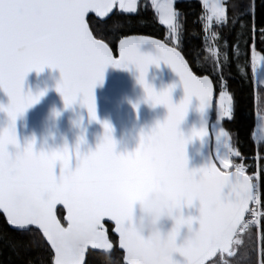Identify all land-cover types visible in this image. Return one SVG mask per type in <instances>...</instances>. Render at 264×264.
<instances>
[{
	"label": "snow or ice",
	"instance_id": "6c2138e0",
	"mask_svg": "<svg viewBox=\"0 0 264 264\" xmlns=\"http://www.w3.org/2000/svg\"><path fill=\"white\" fill-rule=\"evenodd\" d=\"M117 5L123 13L136 16L115 20L113 30L129 22H143L137 0H0V90L9 98L7 106L0 105V112L7 117V125L0 128V214L5 218L0 240L21 256L39 246L40 233L53 253L49 264H83L89 245L93 249L112 248L107 220L114 223L119 247L126 252V264H177L173 260L176 253L185 264H230L225 257L234 256V246L239 248L246 240L251 242L250 255L256 257L249 264H264V155L256 157L251 173H246L250 165L234 161L244 157L220 125L225 118H235L234 96L220 83L217 129L212 128L210 135L209 127H201L186 138L180 125L192 99L198 100L201 114L213 108L214 79L195 74L178 50L185 30L183 11L176 0H151L154 16L166 29V40L124 36L119 39V58L115 59L111 42L94 35L96 21L90 20L89 13L103 18ZM257 7L256 0L230 5L225 0L203 3L206 11L200 19L210 55L204 57L206 64L201 67L215 73L218 83L224 80L219 70L230 68L236 61L230 60L226 47L221 54L217 29L233 35V56L242 52L250 37L253 46L256 38L264 44V15L257 25ZM222 39L224 45L229 44L226 37ZM142 45H152L157 54L141 53ZM161 62L180 77L185 96L179 104L173 103L172 88L157 91L146 79L149 67H159ZM109 66L134 67L145 102L167 108L163 122L141 133L135 151L117 153L112 127L106 122L96 150L87 154L80 151L83 136L75 150L65 145L38 152L35 141L21 146L17 119L45 95L24 91L29 73H41L45 68L59 70L56 91L65 108L79 104L91 121L99 122L94 89L103 83ZM240 72L243 74L244 69ZM251 73L256 83L264 85V59L257 61L253 55ZM235 103H241L238 94ZM213 136L214 150L207 165L190 170L186 145L190 140L207 138L213 146ZM150 188H166L178 208H191L196 201L200 205L198 218H177L164 252L129 225L133 206ZM58 205L63 206L66 223L58 218ZM194 220L199 224L195 230ZM184 226L193 229V236L177 245L176 232ZM27 264L46 262L37 257L29 258Z\"/></svg>",
	"mask_w": 264,
	"mask_h": 264
},
{
	"label": "water",
	"instance_id": "95a60500",
	"mask_svg": "<svg viewBox=\"0 0 264 264\" xmlns=\"http://www.w3.org/2000/svg\"><path fill=\"white\" fill-rule=\"evenodd\" d=\"M116 11L117 7L106 17H97L95 13H89V17L94 16L100 21H107ZM148 37L158 39L151 36ZM140 51L153 56L157 54L156 49L152 45H142ZM113 56L115 59L119 58V43L118 55L115 56L113 52ZM185 61L188 63L186 58ZM189 67L191 68L190 64ZM138 77L139 73L132 66H129L128 69L109 66L106 69L103 83H98L94 89L99 120L97 122L91 121L88 118L87 110L81 108L79 104L74 105L72 108H65L63 98L56 91L57 82L60 80L59 70L45 68L41 73L35 71L29 73L24 82V91L26 93L31 92L33 95H39L40 92H44L45 95L40 98L37 104L29 108L23 116L17 119V135L21 146L23 147L27 143L35 141V149L38 152L41 150L62 149L65 145L69 149L75 150L79 138L83 136L85 142L80 145V151L82 154H87L96 150L97 145L103 138V124L106 122L112 127V136L116 141L117 153L135 151L139 145L141 133L150 132L158 122H163L168 114L165 107H153L145 102V93L142 86L138 83ZM146 79L157 91L172 88L174 103L179 104L184 99L185 91L180 77L170 66L163 62L160 63L159 67L156 65L150 66ZM216 101L217 91L215 83L213 108L209 113L201 114L198 110V100L192 99L185 120L180 125V131L186 138L191 135L193 130H199L201 127H209V134L212 135L211 125ZM8 103L9 98L3 90H0V105L7 106ZM57 112L60 113L58 117L55 115ZM6 125V114L0 112V128ZM212 153L213 146L207 138L190 140L186 145L189 169H199L206 166ZM62 207V205L57 206V214ZM199 208L198 201L194 202L191 208L185 207L183 210L185 218L189 216L198 218L200 215ZM107 224L113 226V234L118 238V249L124 253L125 257V250L119 247V235L114 231V223L106 220V228ZM172 227L173 223L169 221L165 230H170ZM192 227L194 230L198 229L199 224L196 220H194ZM186 232L187 228L185 227L182 229V233ZM107 235L112 248L93 249L89 245L84 253L83 264L87 263V257L91 251L101 254L111 252L114 244L110 240L108 228ZM173 260L177 264H185L184 258L178 253L173 255ZM124 264H126L125 259Z\"/></svg>",
	"mask_w": 264,
	"mask_h": 264
},
{
	"label": "trees",
	"instance_id": "16d2710c",
	"mask_svg": "<svg viewBox=\"0 0 264 264\" xmlns=\"http://www.w3.org/2000/svg\"><path fill=\"white\" fill-rule=\"evenodd\" d=\"M234 2L247 3L248 0H227V4ZM257 4V25L261 16L264 15V4L262 0H256ZM176 6L184 13V36L183 43L178 48L179 51L185 56L192 70L197 75H210L214 79V83L217 91V99L220 91V83H223L224 88L234 96V120H224L223 127L232 136L233 145L236 150L240 151L243 160L237 158V161L249 162L256 155H264V141L255 140V98L259 90H255L254 80L251 73L250 55L251 48L253 46V40L250 37L247 43L242 45V52L233 56V35L227 34L223 29H217V40L219 41L221 54L225 47L229 53L230 60L236 61L230 68L220 69L224 74V80L217 82L215 80V73L210 74L207 71H203L202 65L206 64L204 57L210 55L206 49L209 47V40L206 39V32L202 27L203 21L200 19L202 13H204L203 5L199 0H183L176 3ZM137 12L143 17L142 23L129 22L126 26L120 30H113L112 25L115 20H124L125 17L135 18L136 14L122 13L118 10L107 21H100L94 16H90V20L96 21L95 27L90 23V28H93L94 35L103 37L106 42L110 43L115 56L118 55V43L119 39L124 36L131 35H147L158 38L162 41L166 40V29L164 26L159 25L158 18L154 16V12L151 9V3L148 0H140ZM230 12V9H229ZM210 33L207 34L209 37ZM222 37H226L229 41L228 45H224ZM173 46V45H170ZM255 49L264 57V44L260 43V40L256 38ZM242 54L240 57L239 55ZM222 58V56H221ZM243 68L244 72L241 74L240 69ZM239 96L241 103L236 105V96ZM216 118V104L215 113L213 115L212 123ZM212 126V125H211ZM264 163V161H262ZM233 170V169H231ZM62 209H59L58 216L61 218L62 223H66L63 220ZM5 218L0 214V225L4 224ZM109 230L110 240L113 242L114 247L108 254H101L91 251L87 257L86 264H124V253L118 249V238L112 233L113 226L107 224ZM39 246L30 249L27 253L16 256L15 253L8 248L4 241L0 240V264H27L29 258L35 259L37 257H43L46 264H49L50 258L53 255L50 250V246L47 245L43 239L42 234L38 233ZM251 242L245 241L239 248L234 246L235 255L232 257H225L230 261V264H249L250 259H256L255 255H250Z\"/></svg>",
	"mask_w": 264,
	"mask_h": 264
},
{
	"label": "clouds",
	"instance_id": "9594fccd",
	"mask_svg": "<svg viewBox=\"0 0 264 264\" xmlns=\"http://www.w3.org/2000/svg\"><path fill=\"white\" fill-rule=\"evenodd\" d=\"M183 210L177 207L172 194L166 188H150L145 190L133 206L129 225L144 239L150 241L154 247L164 252L169 247V237L176 227L177 218L184 215ZM169 221L173 223V227L166 231ZM185 227L187 232L182 233ZM192 236L193 229L187 226L180 228L176 232L177 245L183 244Z\"/></svg>",
	"mask_w": 264,
	"mask_h": 264
},
{
	"label": "rangeland",
	"instance_id": "374dc122",
	"mask_svg": "<svg viewBox=\"0 0 264 264\" xmlns=\"http://www.w3.org/2000/svg\"><path fill=\"white\" fill-rule=\"evenodd\" d=\"M148 1L151 3V0H148ZM180 1H183V0H176V3L180 2ZM199 1L202 3V5L205 2V0H199ZM226 1L227 0H225V2ZM126 2H127V0H126ZM139 2H140V0H137V10H138ZM206 2L211 4V3L217 2V0H206ZM117 10L119 12H122L119 9L118 5H117ZM205 11L206 10L204 9V12ZM210 30H211V28L208 29L207 34L210 33ZM253 55L256 56L257 61H260L261 59H264V57L259 52L256 51L255 46H252L251 55H250V57H251L250 58V65H251V61H252ZM239 56L241 57L242 54H240ZM262 79H264V75H262ZM254 86H255L256 92H257V90H259V93L257 92L256 98H255V107H256L255 108V126L256 127H255V136L254 137H255L256 142L257 141H261L262 142V141H264V85H259L258 83H256L254 81ZM216 116H217V114H216ZM216 119H217V117H216ZM216 119L213 121L212 126H211V130L213 128L214 131L217 129ZM225 119H228V118H225ZM220 125L223 127L222 120L220 121ZM229 136L232 138L230 133H229Z\"/></svg>",
	"mask_w": 264,
	"mask_h": 264
},
{
	"label": "built area",
	"instance_id": "2783aa9c",
	"mask_svg": "<svg viewBox=\"0 0 264 264\" xmlns=\"http://www.w3.org/2000/svg\"><path fill=\"white\" fill-rule=\"evenodd\" d=\"M258 156V155H257ZM253 157L249 162H245V161H235L236 163H243L246 166L250 165V167H246V173H251L253 171V169L255 168V164H256V157Z\"/></svg>",
	"mask_w": 264,
	"mask_h": 264
},
{
	"label": "crops",
	"instance_id": "0c3cea01",
	"mask_svg": "<svg viewBox=\"0 0 264 264\" xmlns=\"http://www.w3.org/2000/svg\"><path fill=\"white\" fill-rule=\"evenodd\" d=\"M217 100H218V99H217ZM216 114H217V109H216ZM215 119H216V118H215ZM224 120H228V119H223V120H222V125H223V121H224ZM223 128H224V127H223ZM224 129H225V128H224ZM212 134H213V133H212ZM213 147H214V136H213ZM213 150H214V149H213ZM234 159H237V158H234Z\"/></svg>",
	"mask_w": 264,
	"mask_h": 264
},
{
	"label": "flooded vegetation",
	"instance_id": "af4514ba",
	"mask_svg": "<svg viewBox=\"0 0 264 264\" xmlns=\"http://www.w3.org/2000/svg\"><path fill=\"white\" fill-rule=\"evenodd\" d=\"M112 233H113V230H112Z\"/></svg>",
	"mask_w": 264,
	"mask_h": 264
}]
</instances>
